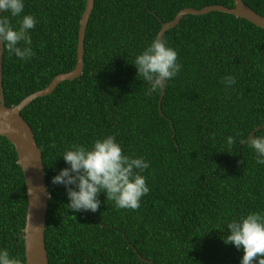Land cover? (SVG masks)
<instances>
[{
	"label": "trees",
	"instance_id": "obj_1",
	"mask_svg": "<svg viewBox=\"0 0 264 264\" xmlns=\"http://www.w3.org/2000/svg\"><path fill=\"white\" fill-rule=\"evenodd\" d=\"M20 17L36 55L22 61L2 49L5 106L41 89L75 64L78 20L85 0H23ZM264 16V0H242ZM232 0H93L83 37L80 74L25 105L20 116L39 147L46 190L43 242L47 264H240L243 249L225 244L227 223L264 212V165L240 144L264 122V29L218 11L183 15L162 37L182 66L159 90L134 65L161 22L178 10ZM234 76L230 88L222 81ZM171 125V126H170ZM172 127V129H171ZM215 134V139L212 138ZM253 134L264 135V127ZM114 135L125 155L144 157L149 192L138 210L117 209L105 193L96 212H72L52 178L69 167L73 144L91 148ZM235 138L229 146L227 137ZM74 187V186H69ZM50 197V198H49ZM24 180L12 145L0 136V249L24 262ZM75 218H74V217Z\"/></svg>",
	"mask_w": 264,
	"mask_h": 264
},
{
	"label": "clouds",
	"instance_id": "obj_2",
	"mask_svg": "<svg viewBox=\"0 0 264 264\" xmlns=\"http://www.w3.org/2000/svg\"><path fill=\"white\" fill-rule=\"evenodd\" d=\"M23 9V0H0V12L10 13L11 17H20ZM37 22L35 16L25 14L18 21L19 26L14 28L8 16H0L3 50L22 61L32 59L36 53L31 47L30 30ZM177 61L178 53L163 37L153 39L135 57L137 76L149 84L147 96L166 87L167 82L177 76L182 67ZM222 82L230 88L236 79L226 76ZM8 130L14 131L10 125ZM212 138L215 139V134ZM234 143V137H227L229 146ZM239 143L247 144L256 154V163L264 165V135L249 134ZM62 157L69 167L61 169L51 182L65 187L69 199L67 206L72 212H96L100 207L98 194L101 192L105 193L107 201L114 202L117 209L135 211L140 207L141 198L150 190L146 177L141 174L149 163L142 156L125 155L114 135L96 139L91 148L73 144ZM226 227L229 234L224 243L243 249L240 264H264V212H250L231 220ZM0 264L24 262L11 256L7 249H0Z\"/></svg>",
	"mask_w": 264,
	"mask_h": 264
},
{
	"label": "water",
	"instance_id": "obj_3",
	"mask_svg": "<svg viewBox=\"0 0 264 264\" xmlns=\"http://www.w3.org/2000/svg\"><path fill=\"white\" fill-rule=\"evenodd\" d=\"M232 4V7L213 4L203 6L199 9L191 7L182 8L178 10L170 20L161 22L155 38L162 37L164 31L173 27L183 15H201L210 11L227 13L238 17L239 19H245L254 26L264 29L263 15H259L254 12L251 8L245 5L242 0H232ZM92 5L93 0H85L83 10L78 20L75 64L73 68L56 74L46 86L27 94L17 103L10 106H5L3 98L1 79V57L3 44L0 42V136H3L12 145L16 155V163L20 168L25 185L26 207L24 225L22 229L24 264H47L43 242V230L49 194L45 186L39 147L35 143L30 127L20 116L19 111L34 98L50 93L59 82L75 78L80 74L83 64L82 55L84 30ZM163 91V88L159 90V95L157 97V110L160 115H162L160 101ZM9 125L14 129V131L10 132L8 130ZM261 127H264V122L255 126L248 133V135L253 134L254 131ZM133 251L136 253L138 261L146 262L147 264H154L151 260L141 257L134 248Z\"/></svg>",
	"mask_w": 264,
	"mask_h": 264
}]
</instances>
